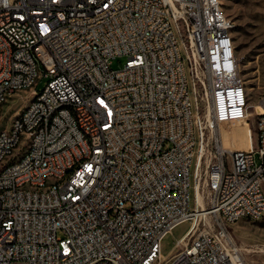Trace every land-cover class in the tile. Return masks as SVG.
Segmentation results:
<instances>
[{
    "label": "built area",
    "instance_id": "built-area-1",
    "mask_svg": "<svg viewBox=\"0 0 264 264\" xmlns=\"http://www.w3.org/2000/svg\"><path fill=\"white\" fill-rule=\"evenodd\" d=\"M220 7L0 0V264H247L228 225L264 216V112L223 146L248 93ZM20 92L31 110L2 124Z\"/></svg>",
    "mask_w": 264,
    "mask_h": 264
},
{
    "label": "rangeland",
    "instance_id": "rangeland-1",
    "mask_svg": "<svg viewBox=\"0 0 264 264\" xmlns=\"http://www.w3.org/2000/svg\"><path fill=\"white\" fill-rule=\"evenodd\" d=\"M222 1V11L232 21L230 32L239 62L240 76L248 93L247 111L249 113L254 111L257 102L264 104V0ZM123 62L124 58L115 57L110 60L109 65L117 69L123 65ZM46 82V77L38 79L37 90H41ZM20 93L19 96L12 98L10 110L1 120L2 124H6L11 119L21 104L24 105L29 101L28 94ZM232 122L220 123L221 132L223 125L230 127L235 124ZM249 123L251 126L255 123L252 115L248 118V126ZM250 135L248 137L251 144L252 133ZM254 159L256 162L259 161L258 152L254 153ZM189 224V221L182 222L165 236L160 249L163 255L169 256L177 250V247H174L175 242L187 230ZM228 230L233 241L241 246V255L247 264H264V216L258 220L245 218L231 223L228 225Z\"/></svg>",
    "mask_w": 264,
    "mask_h": 264
},
{
    "label": "bare ground",
    "instance_id": "bare-ground-1",
    "mask_svg": "<svg viewBox=\"0 0 264 264\" xmlns=\"http://www.w3.org/2000/svg\"><path fill=\"white\" fill-rule=\"evenodd\" d=\"M220 15L223 17H227L223 13L222 7H220ZM44 29H51V22H44ZM228 43L233 44V39H232L231 34H228ZM31 106H33V99H29V101L26 104H24V110H31ZM61 112H62V105L51 106V114H59ZM262 112H264V104L262 102H257L255 105L254 111L249 112V113L247 111V115H246L247 120L233 121L235 122L236 125L234 124L233 126H230V127H227L228 125H223L222 132L219 126L223 146L225 148H229L233 144L238 149H242V150L248 149L250 147L249 145L250 141L247 135L248 118L250 115L254 116L253 114L262 113ZM230 124L231 123H229V125ZM68 178H69V170H62L61 175H57V182H65V179H68ZM53 181H54V174H47L43 178V188H51ZM202 215L203 214L201 213V216ZM245 218L252 219V214H244V219Z\"/></svg>",
    "mask_w": 264,
    "mask_h": 264
}]
</instances>
